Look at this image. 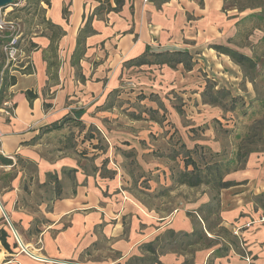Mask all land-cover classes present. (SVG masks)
<instances>
[{"label":"crops","instance_id":"0c3cea01","mask_svg":"<svg viewBox=\"0 0 264 264\" xmlns=\"http://www.w3.org/2000/svg\"><path fill=\"white\" fill-rule=\"evenodd\" d=\"M115 6L114 0L39 1L43 30L20 48L25 62L9 67L2 89L0 79V154L12 161L0 163V264H264V149L229 173L226 179L234 184L220 191L218 226L235 244L203 228L217 241L191 253L173 245L161 251V245L169 233L192 232L189 213L197 214L209 197L170 218L158 215L122 188L124 172L94 160V152L103 154L95 148L96 135L83 148L77 144L92 127H104L111 94L135 84L164 104L166 91L178 92L181 110L197 104L187 119L215 117L219 108L201 101L206 81L189 76L195 70L217 88L235 89L233 95L248 106L255 99L253 85L245 81L246 89H239L241 68L214 46L248 57L257 52L264 60V48L255 52L263 27L248 20L247 36H237V22L260 8L224 11L223 0H123L121 8ZM175 51L191 60V69L166 62ZM64 117L69 119L62 123ZM13 228L25 248L46 259L24 251Z\"/></svg>","mask_w":264,"mask_h":264},{"label":"rangeland","instance_id":"374dc122","mask_svg":"<svg viewBox=\"0 0 264 264\" xmlns=\"http://www.w3.org/2000/svg\"><path fill=\"white\" fill-rule=\"evenodd\" d=\"M40 1L44 2L45 0ZM15 2L16 7L8 5L0 10V15L19 24V48L23 50L24 47L26 48L29 38L43 30L41 17L44 16L45 9L38 7V3L34 0H15ZM105 9L109 10L107 7ZM5 34L8 32L2 35ZM2 35L0 37H3ZM21 57L20 53L19 61L17 60L15 65L25 62V59L20 61ZM203 75L205 74L201 71L195 70L189 76L195 82L209 80L217 83ZM130 86L120 89L119 93L111 94L110 102L112 104L103 119L104 127H100V131L95 126L92 127L93 133L86 132L83 135L85 140L79 138L77 144L83 148V143H88L87 137L96 135L94 138L95 148L98 151H103V154L94 152V160L103 159L115 170L124 172L122 176L126 184H122V188L138 199L149 211L170 218V215L177 211L176 209H185L194 204L197 206L202 197L207 196L205 187L190 188L186 185L173 184L171 181L172 174L183 168L182 154L175 159L170 158L179 149L180 142H184L188 148H192L195 143H201L211 148L217 147V145L220 149L224 145L230 148L228 136L233 137V133L229 132L230 134L226 137L224 132H217V130L220 128L241 129L244 123L248 122V116L243 117L240 113L237 115V111L231 113L218 106H212L219 108L218 115L212 117V115L206 114L202 119V115H200L197 117L199 120L194 121L187 119V115H191L187 110H190L191 113L197 112L199 110L197 104L190 102L191 108H189L187 103L186 109H182L183 113L180 114L177 108L181 109L183 103L178 92L166 91L162 95L166 99L165 105L157 99L153 100L154 97H149L150 93L138 85ZM256 86L258 89L260 88L259 79ZM238 87L241 90L246 89V83L240 81ZM188 90L191 91V89ZM228 90L230 91V89ZM231 90L232 94L237 93L235 89ZM143 96L145 97L143 98ZM152 109L155 110V113H152ZM151 116L159 121L150 119ZM215 119L219 123L214 121ZM77 130L79 127L76 126L75 131ZM81 148L79 149L81 150ZM25 236L28 238L27 234ZM20 240L25 241L21 234Z\"/></svg>","mask_w":264,"mask_h":264},{"label":"trees","instance_id":"16d2710c","mask_svg":"<svg viewBox=\"0 0 264 264\" xmlns=\"http://www.w3.org/2000/svg\"><path fill=\"white\" fill-rule=\"evenodd\" d=\"M39 3L40 0H34ZM48 3V0H45ZM158 4L166 2L168 0H155ZM116 6L113 8L118 10L123 4V0H114ZM16 3V2H14ZM109 6H107V9ZM246 8H260V12L246 16L237 22L239 36L241 39L247 36L248 29H245V24L248 20L253 21L255 26L264 28V0H223L224 11L235 9L238 12L244 11ZM110 10V8H109ZM253 24V25H254ZM252 25V26H253ZM253 28V27H252ZM247 31V32H246ZM6 35V34H5ZM84 37V36H83ZM5 42V38L0 37V48ZM82 38L77 39L76 50L80 49ZM215 49L223 51L229 55L236 64L241 68L243 75V82H250L253 85L255 92V99L246 106V101L240 96L233 95L228 89L217 88L215 82L209 80L206 81L203 91L200 93L201 101L203 104L211 106H218L225 111L231 113H240L241 116H248V122H245L241 129H224L220 128L218 131L225 133L227 137L232 132L233 137H230L231 147L228 148L224 145L219 150H214L211 147L195 143L192 148H188L184 142H180L179 149L170 157L175 159L178 155L182 154L183 168L178 169L175 174H172L171 181L177 185H186L190 188L205 187L209 201L201 204L196 212L201 217L197 220V214L190 212L189 215L193 219V231L190 233L179 232L169 233L171 234L167 241H164L161 245L162 248L167 245H173L176 249H188L191 253L201 249L203 247H209L217 241L216 238H209L204 232L203 228L207 231L215 233L217 236H222L224 239H228L229 243L235 244V240L230 236L229 231L223 226H218L220 221L219 216V196L220 191L224 188L230 187L234 184L233 181L227 180L226 176L234 171L243 169L245 167L248 156L253 152H259L264 149L263 131H264V60L257 54L256 50L264 48V36L261 41L255 46V52L253 57H248L242 53L232 50L227 47L214 46ZM1 56L0 71H2L1 89L4 84L8 82L7 73L9 71L10 64L5 65V55ZM183 52L175 51L171 55L173 58L166 61L171 67H175L177 63H182L185 68L191 69V60L187 57L186 60L180 58ZM159 54V56L167 55ZM165 62V61H162ZM5 68L2 70V68ZM23 65V62L19 64ZM260 81V88L256 86L257 80ZM14 76L9 78V82H14ZM245 90V89H243ZM145 96H143L144 98ZM149 97H153L150 94ZM255 103V104H254ZM155 113V110H151ZM180 114L183 110L177 109ZM69 118L64 117L62 123L68 121ZM150 119L156 118L152 117ZM159 121V120H157ZM161 121V120H160ZM219 123L218 120H214ZM81 125L80 122L77 123ZM53 127H57L56 125ZM216 132V129H215ZM11 159L4 157L0 154V163L3 165L11 164ZM178 208V207H177ZM150 250V256H155L156 250L148 245ZM222 247H227L225 244ZM160 251V250H159ZM147 257V256H146ZM139 260V259H135ZM143 260V259H142Z\"/></svg>","mask_w":264,"mask_h":264},{"label":"built area","instance_id":"2783aa9c","mask_svg":"<svg viewBox=\"0 0 264 264\" xmlns=\"http://www.w3.org/2000/svg\"><path fill=\"white\" fill-rule=\"evenodd\" d=\"M144 1H148V0H144ZM6 32H8V34L2 35ZM19 32H20L19 24L16 21L5 19L3 15H0V36L2 35L3 38H5V42L3 43L1 48L5 55L6 65L10 64V66L11 65L17 66L15 64L21 53V49L19 48V38H20ZM13 233L16 237V241L19 244V246L23 247V250L26 251L32 258L36 260L46 259L43 256L33 253L32 251L25 248V246L23 245V242L20 240V237L14 228H13ZM243 257L247 262L250 261V257L247 255L246 252Z\"/></svg>","mask_w":264,"mask_h":264},{"label":"water","instance_id":"95a60500","mask_svg":"<svg viewBox=\"0 0 264 264\" xmlns=\"http://www.w3.org/2000/svg\"><path fill=\"white\" fill-rule=\"evenodd\" d=\"M15 0H0V10L8 5L14 4Z\"/></svg>","mask_w":264,"mask_h":264}]
</instances>
